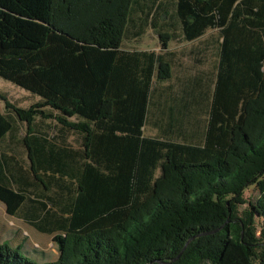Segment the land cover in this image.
<instances>
[{
	"label": "trees",
	"instance_id": "16d2710c",
	"mask_svg": "<svg viewBox=\"0 0 264 264\" xmlns=\"http://www.w3.org/2000/svg\"><path fill=\"white\" fill-rule=\"evenodd\" d=\"M161 4L183 40L222 38L199 145L142 131L153 76L170 69L122 40L132 7L161 18ZM151 28L164 48L170 34ZM0 78L39 98L19 107L0 92L6 110L30 125L51 109L86 160L56 259L0 242V264H264V0H0ZM9 128L0 114V136ZM0 200L11 213L21 196L0 183Z\"/></svg>",
	"mask_w": 264,
	"mask_h": 264
},
{
	"label": "crops",
	"instance_id": "0c3cea01",
	"mask_svg": "<svg viewBox=\"0 0 264 264\" xmlns=\"http://www.w3.org/2000/svg\"><path fill=\"white\" fill-rule=\"evenodd\" d=\"M134 10L122 49L154 52L170 69L166 80L153 76L143 134L202 144L220 69L219 31L207 29L200 37L185 41L172 9H163L161 18L151 15L149 8L136 6ZM152 25L170 34L164 48ZM147 31L152 44L141 41ZM29 98L22 95L19 100ZM33 100L38 101V96ZM20 101L12 103L24 107ZM44 111L51 117L36 116L27 125L0 100V114L10 121L9 130L0 136V183L21 196L11 213L0 200V242L22 250L32 245L39 250H54V236L61 235L71 222L86 169L82 134L58 124L51 109Z\"/></svg>",
	"mask_w": 264,
	"mask_h": 264
},
{
	"label": "rangeland",
	"instance_id": "374dc122",
	"mask_svg": "<svg viewBox=\"0 0 264 264\" xmlns=\"http://www.w3.org/2000/svg\"><path fill=\"white\" fill-rule=\"evenodd\" d=\"M134 8L135 7H132V9H131L130 20H129L128 26L126 28L125 38L122 40V43L127 42V38L129 35V29H130L129 25H130L131 19L133 18ZM163 9H164V5L161 4L159 11L162 12ZM149 35H151V33H150V31H147L141 41L145 44H152L153 38H151L152 36L149 37ZM0 92L5 93L6 96H9V101L14 102V103L17 102L16 100H18L17 103H19V101H20L19 99L22 95L30 96L29 99L24 100V101L23 100L20 101L21 105L24 107L29 106L30 103H32V101H34L33 99L36 98L35 95L29 93L28 91H25L24 89L17 87L16 85H14V84H12V83H10V82L2 79V78H0ZM156 174H158V172ZM258 196H259V192L254 186H249L244 191V198L248 202L253 203ZM23 250L26 251V253L31 258H33L34 260H36L38 262L52 261V260L56 259L57 254H58V250L56 247H54L53 251L51 250V247L47 250H39L37 247H34L32 245L31 247H27V248H25V246H24Z\"/></svg>",
	"mask_w": 264,
	"mask_h": 264
},
{
	"label": "water",
	"instance_id": "95a60500",
	"mask_svg": "<svg viewBox=\"0 0 264 264\" xmlns=\"http://www.w3.org/2000/svg\"><path fill=\"white\" fill-rule=\"evenodd\" d=\"M179 255H180V254H179ZM179 255H178V256H179ZM178 256H177V257H178ZM177 257H176V258H177ZM176 258H174L173 260H176Z\"/></svg>",
	"mask_w": 264,
	"mask_h": 264
}]
</instances>
